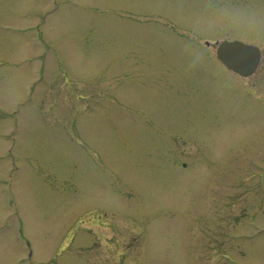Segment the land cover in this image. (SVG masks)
<instances>
[{"label": "rangeland", "instance_id": "374dc122", "mask_svg": "<svg viewBox=\"0 0 264 264\" xmlns=\"http://www.w3.org/2000/svg\"><path fill=\"white\" fill-rule=\"evenodd\" d=\"M0 264H264V0H0Z\"/></svg>", "mask_w": 264, "mask_h": 264}, {"label": "water", "instance_id": "95a60500", "mask_svg": "<svg viewBox=\"0 0 264 264\" xmlns=\"http://www.w3.org/2000/svg\"><path fill=\"white\" fill-rule=\"evenodd\" d=\"M217 58L230 70L241 76L252 74L259 60L256 47L241 42L223 41L217 48Z\"/></svg>", "mask_w": 264, "mask_h": 264}, {"label": "flooded vegetation", "instance_id": "af4514ba", "mask_svg": "<svg viewBox=\"0 0 264 264\" xmlns=\"http://www.w3.org/2000/svg\"><path fill=\"white\" fill-rule=\"evenodd\" d=\"M260 62H261V60H260ZM259 67V66H258ZM258 69V68H257Z\"/></svg>", "mask_w": 264, "mask_h": 264}]
</instances>
